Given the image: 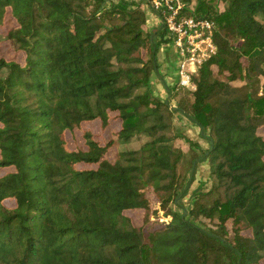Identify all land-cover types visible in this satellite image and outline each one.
Listing matches in <instances>:
<instances>
[{"label": "trees", "instance_id": "obj_1", "mask_svg": "<svg viewBox=\"0 0 264 264\" xmlns=\"http://www.w3.org/2000/svg\"><path fill=\"white\" fill-rule=\"evenodd\" d=\"M184 1L215 22L216 53L163 100L151 79L172 39L142 3L0 0V27L15 22L0 40L22 54L0 57V264L264 263V0ZM95 120L119 128L103 142ZM202 162L209 186L175 210Z\"/></svg>", "mask_w": 264, "mask_h": 264}, {"label": "built area", "instance_id": "obj_2", "mask_svg": "<svg viewBox=\"0 0 264 264\" xmlns=\"http://www.w3.org/2000/svg\"><path fill=\"white\" fill-rule=\"evenodd\" d=\"M142 2L152 25L165 24L168 37L177 48L179 63L177 84L195 88L192 76L198 68L216 53L213 39L216 24L206 17L188 14L186 7L194 10L195 2L187 4L184 0H131Z\"/></svg>", "mask_w": 264, "mask_h": 264}, {"label": "rangeland", "instance_id": "obj_3", "mask_svg": "<svg viewBox=\"0 0 264 264\" xmlns=\"http://www.w3.org/2000/svg\"><path fill=\"white\" fill-rule=\"evenodd\" d=\"M143 3L144 2H142V4ZM217 6H218V8L222 9L223 3L221 1H218ZM13 25H15L14 20L11 19L10 17H7L6 24L4 26L0 27V34H4V32L6 30H8L10 27H12ZM148 25L151 29H157L158 28V26H154V25L150 24L149 22H148ZM0 57H5V58L15 57L19 61L22 60V54L14 52L10 48V44L3 39L0 40ZM171 101H174V100H171ZM118 128H119V123L117 122V120L113 121L111 123V125L106 129H103L101 127L100 122L98 120L85 122L83 124L84 130H90L93 134L96 135L97 140H100L103 142L108 140L111 137L113 130H116ZM83 129L82 130H76L74 133H71V132L67 133V137L69 139L70 147H72V148H85L86 144H85V138L83 137ZM138 145H139V142H134L128 147H137ZM117 150H118V148H116V147L112 148L111 154H110L111 158L115 155ZM80 167L95 168L96 166L95 165H87V166L86 165H84V166L80 165ZM208 168H209L208 163H206V162L200 163V165L198 166L197 173H196V177L198 179L194 180L191 183V185L189 187V191H188L189 194L187 193L183 197V199L181 200L183 207L175 206V210L181 212L185 208H189L191 203H192L193 196H194L193 192L195 190H197V188L202 187L205 189L209 186L210 177H209V169ZM9 170H10L9 168L0 169V175L4 174L5 172H7ZM148 195L150 196V199H152L153 204L154 205L157 204V199L155 198L154 194L151 191H149ZM129 215L132 216L135 224L140 225L143 223V210L129 211ZM164 222H166V221H164Z\"/></svg>", "mask_w": 264, "mask_h": 264}, {"label": "crops", "instance_id": "obj_4", "mask_svg": "<svg viewBox=\"0 0 264 264\" xmlns=\"http://www.w3.org/2000/svg\"><path fill=\"white\" fill-rule=\"evenodd\" d=\"M154 26L157 25L154 24ZM157 57L159 68L152 75L151 86L156 96L163 100H167L170 99L171 91L177 85L179 54L174 43L172 41H168L160 46ZM171 102L172 104H175V101ZM175 124L185 136L193 140H198L203 147H207L206 140L201 137L200 128L193 124L182 113H176ZM197 179L198 178L195 177V180Z\"/></svg>", "mask_w": 264, "mask_h": 264}, {"label": "water", "instance_id": "obj_5", "mask_svg": "<svg viewBox=\"0 0 264 264\" xmlns=\"http://www.w3.org/2000/svg\"><path fill=\"white\" fill-rule=\"evenodd\" d=\"M155 221H159V222H164V221H166L167 223H169V221H168L167 219L163 218V217H162V218L160 217V218L156 219ZM166 222H165V223H166Z\"/></svg>", "mask_w": 264, "mask_h": 264}]
</instances>
